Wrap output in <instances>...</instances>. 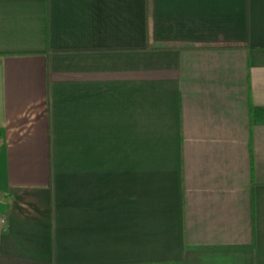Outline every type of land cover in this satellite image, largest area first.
I'll return each mask as SVG.
<instances>
[{
	"label": "crops",
	"instance_id": "obj_1",
	"mask_svg": "<svg viewBox=\"0 0 264 264\" xmlns=\"http://www.w3.org/2000/svg\"><path fill=\"white\" fill-rule=\"evenodd\" d=\"M0 264H264V0H0Z\"/></svg>",
	"mask_w": 264,
	"mask_h": 264
},
{
	"label": "built area",
	"instance_id": "obj_2",
	"mask_svg": "<svg viewBox=\"0 0 264 264\" xmlns=\"http://www.w3.org/2000/svg\"><path fill=\"white\" fill-rule=\"evenodd\" d=\"M4 225H5V218L0 216V233L2 232Z\"/></svg>",
	"mask_w": 264,
	"mask_h": 264
}]
</instances>
